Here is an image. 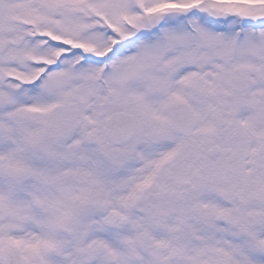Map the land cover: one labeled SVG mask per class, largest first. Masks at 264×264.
Returning <instances> with one entry per match:
<instances>
[{"label":"snow or ice","instance_id":"obj_1","mask_svg":"<svg viewBox=\"0 0 264 264\" xmlns=\"http://www.w3.org/2000/svg\"><path fill=\"white\" fill-rule=\"evenodd\" d=\"M0 264H264V0H0Z\"/></svg>","mask_w":264,"mask_h":264}]
</instances>
